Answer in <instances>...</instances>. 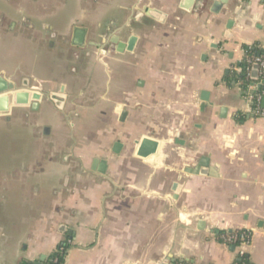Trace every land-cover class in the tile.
<instances>
[{
  "label": "crops",
  "instance_id": "0c3cea01",
  "mask_svg": "<svg viewBox=\"0 0 264 264\" xmlns=\"http://www.w3.org/2000/svg\"><path fill=\"white\" fill-rule=\"evenodd\" d=\"M225 1L0 0V74L47 95L0 116V264L67 238L63 264H232L216 234L236 229L264 264V119L224 79L264 47V0Z\"/></svg>",
  "mask_w": 264,
  "mask_h": 264
},
{
  "label": "water",
  "instance_id": "95a60500",
  "mask_svg": "<svg viewBox=\"0 0 264 264\" xmlns=\"http://www.w3.org/2000/svg\"><path fill=\"white\" fill-rule=\"evenodd\" d=\"M225 0H214L213 10L216 11L220 5H224ZM147 14H149L147 12ZM87 30L82 27H74L72 33L71 44L74 47H84L86 44ZM136 42V37L131 35L126 46L122 45L118 41L114 43L117 44L116 50L118 52H123L125 50L131 51L134 48ZM257 74V65L254 64L252 67V79H256ZM27 87V86H25ZM47 96L46 93L41 92L40 90H29V88L19 89L13 82L6 79L2 74H0V116L7 115L13 106H23L29 105L33 110L37 109L39 103L43 97ZM262 106L264 107V99L262 100ZM125 116V111L121 112V120ZM136 145L135 155L141 159L149 158L153 155H156L159 150V142L148 135H143L136 139L134 142ZM122 148L120 142H115L112 150L115 153H118ZM208 159L207 157H202L198 165L194 168H189L186 171L190 174L197 175H208ZM92 169H97L99 173L106 172V161L100 159H93ZM45 256L41 255L35 261H27V264H43ZM171 264H174L172 262Z\"/></svg>",
  "mask_w": 264,
  "mask_h": 264
},
{
  "label": "trees",
  "instance_id": "16d2710c",
  "mask_svg": "<svg viewBox=\"0 0 264 264\" xmlns=\"http://www.w3.org/2000/svg\"><path fill=\"white\" fill-rule=\"evenodd\" d=\"M250 47V48H249ZM243 50L247 52L246 56H251L254 55L258 52H262L260 45L258 43H254L253 45H243L242 46ZM246 66L245 59L241 61L240 63H236L234 68L231 69L230 74L225 76L224 79L227 81V83H237L244 88V86L249 83V80H245L246 74L244 71V67ZM243 116L239 113L236 114V120L241 121L243 120ZM245 232L243 229H236V230H227V231H219L216 234V239L222 243L225 244L227 247H232L235 250L238 248V245L240 244V240L236 241H230L229 238L233 235H240L241 233ZM70 239L67 238L56 246L54 251L50 253L44 260L43 264H63L65 255L67 252V249L70 246L69 243ZM192 264L190 262L186 261H176L174 264ZM232 264H252L248 255L244 253L243 255H239L237 250H236V255L234 258V261Z\"/></svg>",
  "mask_w": 264,
  "mask_h": 264
},
{
  "label": "built area",
  "instance_id": "2783aa9c",
  "mask_svg": "<svg viewBox=\"0 0 264 264\" xmlns=\"http://www.w3.org/2000/svg\"><path fill=\"white\" fill-rule=\"evenodd\" d=\"M261 50L262 52L251 56H246L247 52L244 50L246 62V66L244 67L245 80H249V83L244 88L240 86V89L246 100L250 103L253 115L264 119V107L262 106V100L264 99V47H261ZM254 64L257 65L256 79H252V67ZM238 239L240 240V244L238 245L237 252L239 255H243L245 253L244 248L251 241V233L245 230L240 235H233L229 238L233 242Z\"/></svg>",
  "mask_w": 264,
  "mask_h": 264
},
{
  "label": "rangeland",
  "instance_id": "374dc122",
  "mask_svg": "<svg viewBox=\"0 0 264 264\" xmlns=\"http://www.w3.org/2000/svg\"><path fill=\"white\" fill-rule=\"evenodd\" d=\"M8 137H12V135L10 133L6 134L5 139H8Z\"/></svg>",
  "mask_w": 264,
  "mask_h": 264
}]
</instances>
